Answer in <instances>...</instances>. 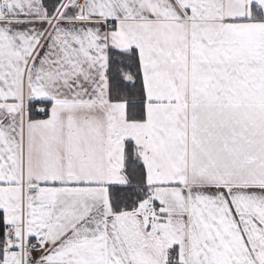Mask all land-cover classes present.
Segmentation results:
<instances>
[{"label": "snow or ice", "instance_id": "snow-or-ice-1", "mask_svg": "<svg viewBox=\"0 0 264 264\" xmlns=\"http://www.w3.org/2000/svg\"><path fill=\"white\" fill-rule=\"evenodd\" d=\"M0 264H264V0H0Z\"/></svg>", "mask_w": 264, "mask_h": 264}]
</instances>
